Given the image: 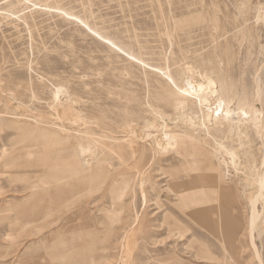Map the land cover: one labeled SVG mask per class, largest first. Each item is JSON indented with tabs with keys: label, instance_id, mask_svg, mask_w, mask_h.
I'll use <instances>...</instances> for the list:
<instances>
[{
	"label": "rangeland",
	"instance_id": "obj_1",
	"mask_svg": "<svg viewBox=\"0 0 264 264\" xmlns=\"http://www.w3.org/2000/svg\"><path fill=\"white\" fill-rule=\"evenodd\" d=\"M198 56L221 64L229 117L252 113L258 92L264 110V0H0V264H61L64 241L83 264H168L172 253L175 264H210L196 208L178 200L187 161L157 152L191 112L177 111L183 94L166 74L204 86ZM238 129L233 140L202 138L235 152L207 166L226 173L223 206L250 219L264 129ZM79 144L91 148L88 166ZM205 188L214 207L217 187Z\"/></svg>",
	"mask_w": 264,
	"mask_h": 264
},
{
	"label": "bare ground",
	"instance_id": "obj_2",
	"mask_svg": "<svg viewBox=\"0 0 264 264\" xmlns=\"http://www.w3.org/2000/svg\"><path fill=\"white\" fill-rule=\"evenodd\" d=\"M109 44L113 47H118L117 44L112 41H110ZM198 57L199 58L195 59V64L199 69H202L201 71L204 73L203 78L206 82V86L197 84L196 81L190 77L186 79L185 89L177 87V79L182 78V75L177 74L176 76H178V78L175 79L173 75L169 74V72L166 70L168 72V74H166L168 81L176 87L177 91L179 90L183 94L181 99L184 101L177 102L176 104L178 105L175 104L176 107L178 106L177 111L180 109L179 107L184 110L189 104V106L191 105V108L189 109L191 112L187 115L181 116L185 124H188V126L183 125L184 130L164 133L162 140L165 142V146L159 143V151L157 152L163 156L173 153L177 157H182L184 161H187L185 166H182V171H186V173L191 175L192 178L188 179V181L184 183L183 186H190V189H186L183 194L178 196V200L183 201V204L191 206V208H196L192 214L196 219L192 220H194V223L200 227L204 236V243L202 246L203 249L201 251L203 258L206 259L210 264H255L252 262L253 259L256 260L257 264H264V219H260V213L256 207L257 203L264 196V171H255L257 172L256 174L253 172V179L247 183V186H251L253 184L258 185V189L256 188L257 193L254 192V194L251 192V194H247L245 196L251 205L250 219H235L232 212L225 208L221 202L222 198L227 199L232 193L231 188L227 186L225 180L226 173L220 172V174H214L212 172L214 170L207 166V164L211 161V156L217 158L218 160L220 159L223 165L226 163L224 161L225 159L222 158L224 155H227V157L230 156L229 159L231 158L232 162V159H237L234 154L235 152H232L231 149L228 150L224 143H222L221 139L218 141L215 138L214 144H211L209 143V140L205 138L212 136L217 137L219 135L223 139L225 138L226 140H233V138L238 135V123L242 121H251V123L257 128L258 132L261 133L264 129V110L260 105L261 93L258 92L257 94L256 101L253 103L252 113L243 112L242 118L229 117L230 110L232 109L230 107L232 95L230 94L229 88L224 83L215 79L217 76H220V73H222L220 69L221 64L219 63V65L217 63L218 61L216 62L210 57L205 59L200 56ZM59 93L60 89L57 90L55 96H57ZM241 106L246 108V104H242ZM194 109H196L201 114V117L198 118V125H196V122L192 116V111ZM183 113L186 114L185 111H183ZM196 127L199 129L197 133L195 131L197 130ZM202 134H204V138H202ZM59 138L60 136L58 139ZM62 139L65 141L69 140L68 137H62ZM122 140L123 142L126 141V139ZM90 149V147H86L82 144L78 145L77 150L79 158L82 162V165L84 166H88L90 164L87 156ZM133 154L136 156L135 151ZM240 160L241 159H239V161ZM236 167L238 166L236 165ZM251 170L253 171V169ZM141 184L143 185L142 182ZM173 184H175L177 187L181 186L179 181L174 182ZM212 185L217 187L216 193H218L219 197H216L214 207H207V201L204 200L206 196L205 187L211 188ZM197 186H199V195L196 193ZM143 198L144 201H146L145 195ZM263 203L264 201L262 204ZM42 213L44 214V212ZM190 231L191 229H186L182 232H175L171 230L169 231V234L175 232L176 234L183 236L186 232ZM81 237L82 236H80V238ZM123 238L125 239V236ZM126 242L123 243L126 244ZM60 245H62V255L60 259L62 262L61 264H83L79 259H75L76 257L73 258L72 261L69 260L68 251L70 250V243H68V241H64ZM71 245H74V243ZM76 246L78 245H74V247ZM215 251L221 252L222 257L220 258V255L216 256ZM175 257H177V255L172 253L171 257L164 259L163 262L175 264Z\"/></svg>",
	"mask_w": 264,
	"mask_h": 264
}]
</instances>
